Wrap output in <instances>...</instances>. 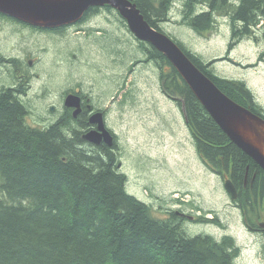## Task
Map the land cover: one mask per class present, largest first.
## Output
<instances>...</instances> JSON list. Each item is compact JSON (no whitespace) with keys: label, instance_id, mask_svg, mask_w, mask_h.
Listing matches in <instances>:
<instances>
[{"label":"trees","instance_id":"obj_1","mask_svg":"<svg viewBox=\"0 0 264 264\" xmlns=\"http://www.w3.org/2000/svg\"><path fill=\"white\" fill-rule=\"evenodd\" d=\"M128 1L164 32L159 24L170 21L179 0ZM180 7L179 29L201 36L222 17L231 41L264 42V0H181ZM121 23L126 27L124 19ZM167 35L229 99L264 119L244 82L216 75L213 61ZM135 41L159 69L163 93L181 107L199 158L212 172L228 175L245 224L254 230L264 217L263 170L221 131L165 56ZM121 56L128 58L122 49ZM23 88L17 81L0 90V264H234L239 250L229 236L188 235L174 212L155 218L146 203L128 194L126 176L117 169V147L84 141L83 121L63 110L44 127L27 123Z\"/></svg>","mask_w":264,"mask_h":264},{"label":"rangeland","instance_id":"obj_2","mask_svg":"<svg viewBox=\"0 0 264 264\" xmlns=\"http://www.w3.org/2000/svg\"><path fill=\"white\" fill-rule=\"evenodd\" d=\"M180 6L181 0L172 5L170 21L159 24L162 31L179 39L204 61L214 60L212 69L216 75L244 82L264 111V56L259 60L264 42L258 43L253 37L229 40L228 21L222 17H217L213 29L201 36L189 29H179L175 22L180 20ZM110 19L109 25H105L108 21L104 18L96 23L111 33L120 32V47L128 58L120 56L118 69H114L109 58L108 62L102 58L90 34L76 30H67L62 35L40 34L0 20V54L19 58L32 54L42 58L28 74L31 87L23 97L30 110L26 121L41 127L49 120L55 121L56 117L48 110L52 103L55 110L60 108L59 96L66 89L68 94L78 88L89 92L95 103L100 101L107 108L111 104L105 101L102 90H107V99L115 93L107 120L117 137V157L120 172L126 176V192L146 203L155 218L164 219L178 210L198 219L213 217L216 223L197 219L185 220L181 225L191 236L232 238L239 248L234 264H264V235L246 230L244 213L230 201L222 178L211 174L200 161L181 107L163 93L159 69L154 63L144 62L145 56L138 52L127 28L117 21L114 25V18ZM18 69L20 72L4 68L0 90L17 80L25 86L24 70ZM117 74L120 87L112 84Z\"/></svg>","mask_w":264,"mask_h":264},{"label":"water","instance_id":"obj_3","mask_svg":"<svg viewBox=\"0 0 264 264\" xmlns=\"http://www.w3.org/2000/svg\"><path fill=\"white\" fill-rule=\"evenodd\" d=\"M103 6L116 10L137 40L148 43L165 56L221 131L264 172V119L221 92L171 38L145 20L134 3L128 0H0V13L32 27L53 29L75 24L89 8ZM64 105L75 109L74 116L78 114V97H67ZM90 121L97 129L84 134L83 140L95 146L104 143L111 147L112 137L104 127L101 114L94 115ZM223 186L234 200L236 189L232 182L225 180Z\"/></svg>","mask_w":264,"mask_h":264},{"label":"flooded vegetation","instance_id":"obj_4","mask_svg":"<svg viewBox=\"0 0 264 264\" xmlns=\"http://www.w3.org/2000/svg\"><path fill=\"white\" fill-rule=\"evenodd\" d=\"M110 17L114 18V25H115L116 21H117V23H119L121 25V20H120L119 15L112 8H110V7H91L88 9V11L84 14V17H83L87 21L82 22V23H77L75 25L68 26V27H65L63 29H59L56 31H51L49 33L62 35L63 33L67 32V30L68 31L76 30V33H85L86 32L85 29H89L91 32L90 36L93 39H95V40H93V43L98 46L102 58L104 60H106L107 62H108V58H109L114 65V69H118V68H120L119 65L121 62V58H120V56H121L120 35L118 34L120 32L117 33L115 30H113V32L111 33L108 30H106L105 28L97 25V23H96L97 19L104 18L108 21V23L105 25H109V24H111ZM0 20H5V21L9 22L8 19L1 17V16H0ZM10 23H12V22H10ZM12 24L17 26L20 30H29L31 32L40 33V34L47 33V32L39 31L37 29L29 28V27L22 25V24H19V23H17V24L12 23ZM107 36H108V41H104L103 42L104 44H103L101 40L106 38ZM45 53H47V52H45ZM45 55H47V54H45ZM33 56L34 55L31 54V55L25 56V58L22 56H21V58H19L20 56H3L2 54H0V84L2 83V76L1 75H3L5 72V71H3L4 68L8 67L10 69H14V70L19 71L18 68L22 67V69L24 70L23 74L25 75L26 82H25V86H24L23 90L20 93V98L22 99V101H23V97L25 96V94H29V90L31 87L30 86L31 81H30V77L28 74L31 71H33L34 68H36L42 61V58L40 56H38V57H33ZM94 73H95V67L91 69V74L94 75ZM96 73L100 74V69H97ZM17 81H19V80H17ZM119 82H120V75L117 74L113 77L112 84H113V86L114 85H120ZM98 84L102 85L101 82H98ZM100 89L101 88H99V90ZM67 91L68 90L66 89L61 94V97L59 96L61 104H60V108L58 110H55V104L52 103V106L49 108V112H50L51 116L56 117V120H57L58 116L63 112V110H66L70 113L71 118L73 120L79 119V120L83 121L85 123V125L88 127V130L89 129L91 130V129H96V125L91 124L90 119L95 114L102 113V118L104 120L105 127L108 129L109 133L111 135H113L114 142H115L116 135L113 132L112 128L108 125V120H107L108 116L110 114L109 109L111 108L112 103L114 102L113 100H114L115 93H114L113 97H110V99H107L108 93H105V92H107V90H102L101 94H105V101H107L111 104V106L107 108V105L101 104L100 101L95 103V97L91 96L89 92H84L82 89H79V88L75 89V90L72 89V91H70L69 94H73L75 96H78L80 99V110L78 112V115H76V117H74L73 112L75 109L66 108L64 105V100H65L66 96L69 95L68 93H66ZM110 92L112 93L114 91L111 90ZM38 100H39V98L36 99V101H38ZM101 144H103V143H101ZM113 146H116V143H114ZM113 151L116 152V155H117V151L116 150H113ZM235 205H236V207L239 206L237 204V202H235ZM191 221H194V220H191ZM254 230L256 233L261 231V233L264 234V228L256 226V228H254Z\"/></svg>","mask_w":264,"mask_h":264},{"label":"bare ground","instance_id":"obj_5","mask_svg":"<svg viewBox=\"0 0 264 264\" xmlns=\"http://www.w3.org/2000/svg\"><path fill=\"white\" fill-rule=\"evenodd\" d=\"M111 8V7H110ZM113 9V8H112ZM114 10V9H113ZM118 15H119V13L116 11V10H114ZM119 17H120V20L121 19H123L120 15H119ZM125 21V20H124ZM18 23H20L21 24V22L19 21ZM125 24H126V22H125ZM122 25V24H121ZM210 61H214V60H210ZM213 63V62H212ZM253 94V93H252ZM69 96H75V95H73V94H69V95H67L66 96V98L67 97H69ZM66 98H65V100H66ZM22 100V99H21ZM65 100H64V102H65ZM173 101V100H172ZM29 109V108H28ZM264 112V111H263ZM29 114H30V110H29ZM29 114L27 115V117L29 116ZM183 116H184V114H183ZM185 118V117H184ZM262 118V117H261ZM263 119V118H262ZM117 151V150H116ZM197 152V151H196ZM118 154L119 153H117V156H118ZM118 158V157H117ZM118 163H119V161H118ZM117 169L119 170V172H120V165L118 164L117 165ZM122 173V172H121ZM123 174V173H122ZM125 175V174H124ZM236 195H237V197H238V192H237V190H236ZM132 196V195H131ZM134 197V196H133ZM239 211H240V209H239ZM174 213H175V215L177 216V217H181L182 219H183V221L182 222H184L185 220L186 221H188L187 220V217H188V214H185L183 211H181V210H178V211H173ZM240 213H241V211H240ZM262 219V221H260V222H258V223H256V226L257 227H261V228H264V217H262L261 218ZM182 222H181V224H182ZM244 224V227L246 228V230L248 231V232H250L251 234H262V235H264L263 233H261V231L260 232H255V230H250V229H248L247 228V225L245 224V222L243 223ZM223 237H221V239H222ZM232 239V238H231ZM233 240V239H232ZM233 243H234V245H235V247L236 248H238L237 246H236V244H235V242L233 241ZM238 250H239V248H238ZM234 263H235V261H234Z\"/></svg>","mask_w":264,"mask_h":264}]
</instances>
